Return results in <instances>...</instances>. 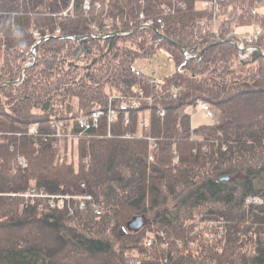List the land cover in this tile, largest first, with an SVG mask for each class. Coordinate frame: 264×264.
<instances>
[{"label": "trees", "instance_id": "1", "mask_svg": "<svg viewBox=\"0 0 264 264\" xmlns=\"http://www.w3.org/2000/svg\"><path fill=\"white\" fill-rule=\"evenodd\" d=\"M203 2L0 0V264H264V0ZM160 50L171 75L135 69Z\"/></svg>", "mask_w": 264, "mask_h": 264}, {"label": "rangeland", "instance_id": "2", "mask_svg": "<svg viewBox=\"0 0 264 264\" xmlns=\"http://www.w3.org/2000/svg\"><path fill=\"white\" fill-rule=\"evenodd\" d=\"M256 9L259 12H264V3L257 5ZM253 31H255L254 26H240V27H235L234 34L237 35L240 39H243L245 38L247 33H250ZM134 67L135 69L145 73L146 75L153 76L158 81L164 79L165 77L171 75L174 72L173 60L171 59L169 53L165 50H160L155 56L151 58L138 57L134 62ZM212 109L215 112V117H208L206 113L201 109V106L199 104L194 105V106H184L181 109V113L190 114L192 117L191 119L192 125L196 127L202 124H214L219 121L221 117V113L217 109H214V108ZM88 197L89 196L84 197V199L91 200V199H88ZM66 199L69 200L70 197ZM81 207L84 208V204H81ZM92 208L94 209V212L96 213L95 207H92ZM96 214H100V213H96ZM149 220L151 221L150 218ZM209 223L210 222H208L207 224L200 225L199 229L198 230L196 229L194 233L195 234L202 233L201 231L203 230H201V228H203V226H208L209 228H212L213 226L211 227ZM145 228L146 227H144L143 229ZM150 240L153 243V240L149 238L147 241V246L149 248L152 247V244L150 246L148 245Z\"/></svg>", "mask_w": 264, "mask_h": 264}, {"label": "built area", "instance_id": "3", "mask_svg": "<svg viewBox=\"0 0 264 264\" xmlns=\"http://www.w3.org/2000/svg\"><path fill=\"white\" fill-rule=\"evenodd\" d=\"M221 1H222V0H204V2H203V6H204L206 9H208L209 11L218 12V11L220 10V8H221ZM85 7H86V8H89V4L86 3V6H85ZM140 17H141L142 19H145L144 14H140ZM143 25H144L145 27H152V26H156V25H161V27H163V26H164V23H163V21H162L161 19L156 20V19H154V18H148V19H145V20L143 21ZM258 36H259V34L256 35V36L253 37V38H250V37H249V38H247V41H249L250 43H253V42L255 41V39L258 38ZM200 106H201V109L206 113V115H207L208 117H215V112L212 110V108L210 107V105H208V104L205 103V102H201V103H200ZM110 113H113V111L110 112ZM159 114L162 116L164 113H163V112H160ZM99 115H100V113L94 115V116H95V118H94V125H95V126L97 125V120H98ZM111 115H112V114H111ZM111 115L109 116V121H110V122L113 121V117H112ZM87 122H88L87 120L82 119L81 124H82L83 126H87V124H88ZM177 161H178V159L176 158V159H175V162H177ZM19 162H20V166H21L22 168H26V167H27V164H26V162H25L23 159H20ZM35 193H36V190H35V189H32V190L30 191V193H28V194L25 195V197H28V196H35ZM41 196H42V197H47L46 195L43 194V192H42V195H41ZM85 197H86V196H85ZM47 198L50 199L49 203L51 204L52 207H54V206L56 205V203H55V201H54L56 198H62V199H63V198H69V197H68V196H67V197H63V196H49V197H47ZM88 199H91V197L89 196ZM248 203H249V201H248ZM60 206H63V204L61 203ZM94 207H95V209H96V210H95L96 213H100L99 209H98L96 206H94ZM209 224H210L211 227L214 226L213 222H210ZM199 227H200V226L197 227V230L199 229ZM205 227H206V226H203V228H201V230H204ZM213 236H214V235L210 236V238H213ZM151 244H152V241L150 240L148 245L150 246Z\"/></svg>", "mask_w": 264, "mask_h": 264}, {"label": "bare ground", "instance_id": "4", "mask_svg": "<svg viewBox=\"0 0 264 264\" xmlns=\"http://www.w3.org/2000/svg\"><path fill=\"white\" fill-rule=\"evenodd\" d=\"M141 28H145V26L142 24ZM258 34H259V32L255 28V31L247 33L246 34V38L244 40H241L240 43L236 42V44L238 45V48L244 53L243 57H246L249 54H251V53L256 51L255 47L253 46V43H250L249 41H247V38H249V37L253 38V37H255ZM124 107L125 106H123L122 108H124ZM249 203L259 204V203H262V199L260 197H251L249 199Z\"/></svg>", "mask_w": 264, "mask_h": 264}, {"label": "water", "instance_id": "5", "mask_svg": "<svg viewBox=\"0 0 264 264\" xmlns=\"http://www.w3.org/2000/svg\"><path fill=\"white\" fill-rule=\"evenodd\" d=\"M257 49V48H256ZM27 70V67L24 68V72ZM24 75V73H23ZM220 180L230 181L229 177H223ZM152 222L149 220L148 215L141 214L133 217L126 225L128 231L133 233L140 232L144 227L151 226Z\"/></svg>", "mask_w": 264, "mask_h": 264}]
</instances>
